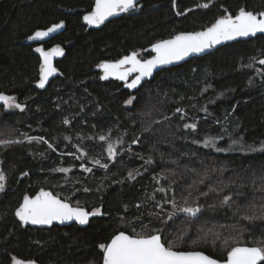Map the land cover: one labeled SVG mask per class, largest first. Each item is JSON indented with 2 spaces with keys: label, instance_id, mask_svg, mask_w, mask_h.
<instances>
[{
  "label": "trees",
  "instance_id": "obj_1",
  "mask_svg": "<svg viewBox=\"0 0 264 264\" xmlns=\"http://www.w3.org/2000/svg\"><path fill=\"white\" fill-rule=\"evenodd\" d=\"M205 2L176 0L173 6L172 0H144L135 11L112 19L101 28L88 30L82 16L92 10L94 0H0V93L16 97V102L24 105L23 110L0 106V139L7 138L2 135L6 133L18 139L26 134L42 136L55 144V151L47 150L46 144L27 141L0 148L3 161L0 166L7 177L6 189L0 192V264H13L14 258L36 264H102L100 244H107L119 231L131 234L133 227L137 233L142 230L137 223L122 224L121 217L132 221L144 212V225L160 227L146 215L152 208L150 203L145 202L141 212L134 205L144 199L146 191L151 192L152 176L169 170L178 173V184L186 189L198 178L191 169L200 174L206 168L223 169L222 174L217 171L206 184L198 185V190L208 192L209 183L214 186L220 181L235 183L223 193H209V198H201L200 203L218 204L221 194L235 193L237 205H259L260 193L254 192L252 180L264 174V152H218L193 141L222 136L216 142L218 148L225 147L229 137H242L246 144L256 147L264 142V80L257 74L264 70V65L259 64L264 59V35L226 44L205 56L165 68L137 91L126 89L116 80L103 81L100 72L94 70L102 62L116 61L132 51L148 58L152 53L146 50L153 43L179 32L202 30L223 16V9L233 15L241 7L254 12L264 10V0H215L207 9L198 7ZM178 11L186 14L178 16ZM60 21L66 22L65 30L45 46L59 42L66 48V55L57 62L58 76L47 90L38 91L33 84L39 78L40 58L36 46L25 45L23 41L36 30ZM253 57L255 62L251 60ZM249 63L254 66L249 68ZM249 79L253 80L251 85ZM130 96L136 98L131 106L124 103ZM205 106L207 113L202 110ZM177 107L186 111L187 119L181 121L178 115L172 116ZM165 117L169 119L165 121ZM65 119L70 123L64 124ZM191 122H197L196 132L178 127ZM149 125L151 131L141 135ZM109 129L113 130V139L127 131L124 147L140 136V143L132 145L131 151L145 157L150 154L156 163L144 171L141 159L124 154L110 166L107 175L105 170L94 167L91 158H101L106 146L98 139L82 137L98 138ZM77 143L89 153L83 161L66 155L76 152ZM185 152L189 155H182ZM59 153L64 154L63 165ZM173 160L178 164H172ZM102 162H107L106 158ZM81 163L91 165L93 173H86ZM67 165L72 168L70 173L53 171ZM136 168L142 171L136 180L116 182ZM25 172L27 176L22 175ZM41 188L51 189L76 206L79 202V206L90 210L102 208L104 215L91 219L86 227L23 228L14 210L23 196L33 195ZM98 188L101 190L97 191ZM193 194H197L195 189ZM231 215L228 208L209 210L185 241L177 243L182 250L225 258L227 249L221 240H216L215 245L211 237L206 243L200 240L196 229L206 222L225 225V229L216 230L222 231L230 244L253 246L254 240L264 239V221L238 222ZM184 219L181 214L174 225L169 222V240H175L177 230L184 227ZM233 236L235 240L231 239Z\"/></svg>",
  "mask_w": 264,
  "mask_h": 264
},
{
  "label": "snow or ice",
  "instance_id": "obj_2",
  "mask_svg": "<svg viewBox=\"0 0 264 264\" xmlns=\"http://www.w3.org/2000/svg\"><path fill=\"white\" fill-rule=\"evenodd\" d=\"M215 0H207V2L198 5V7L207 9ZM173 6L176 4V0H172ZM141 7L139 0H95V6L92 11L83 16V20L88 25L99 26L103 24L109 17L115 16L121 12L127 13ZM223 8V6H221ZM188 9L187 11H192ZM225 14L215 19L210 26H207L199 31L179 32L169 39H163L151 45V50L155 53L151 58H142L140 53L132 51L128 55H124L122 58L114 61H105L98 65L103 70L102 79H109L115 77L121 81L126 82V87L129 89H138L141 82L146 78H150L153 75L154 70L163 65H169L177 61L184 60L186 57L192 54L203 53L207 49H212L216 45L222 42L237 40L238 38L256 37L257 34H264V10L260 12H254L247 10L245 7L238 9L235 15L228 12L227 9H223ZM178 16L185 15L186 13L177 12ZM64 26V22L53 24L46 30H36L33 35L29 36L30 40H43L49 37L50 34L56 33L57 30ZM36 52L40 53L42 57V63L39 66V81L40 88H44L47 84L49 77L53 76L58 70L54 67L53 58L63 55V49L56 45L50 50H45L43 47H37ZM255 62V58H251ZM259 64L264 65V59L259 60ZM254 63H249L248 67L252 68ZM134 78L129 81V77ZM262 80H264V70L257 73ZM248 83H253L252 79H249ZM207 90V89H206ZM136 98L130 96L124 103L126 105H133ZM0 102H3L4 106L8 109H21L24 105L16 102V97L8 96L4 93H0ZM202 110L207 113V107H203ZM181 121L187 119L186 111L181 108H175L172 116H177ZM165 121L169 117L164 118ZM64 124H69L70 121L65 119ZM153 123H158L154 121ZM219 123V121H217ZM190 132L197 131V122L184 123L179 125ZM112 129H109L106 134L99 135L97 137H82V139H98L106 146L101 154V158H91L92 165L98 166L100 169L107 170L111 165L115 164L119 157L124 154H128L130 157L135 156L143 161L141 168L144 171L148 170V166H152L156 163V160L152 155L147 157L141 153H135L131 151V146L140 143V136H136L131 140L127 147H124V136H127V131H124L116 136L112 137ZM151 131V125L143 128L141 135ZM7 138L0 139V148H10L15 144H23L27 141L29 144L37 142L40 144H46L47 150L55 151V144L49 142L44 137H34L24 135L23 139L13 138L11 133L2 134ZM65 139L71 140V137H65ZM219 139H223L222 136H208L203 141H193V143H203L206 148H213L218 152L224 151H239L245 154L264 152V142L259 147L254 145H248L244 142L242 137L232 138L229 137L231 143L228 148H218L216 142ZM76 152H69L66 155L72 156L74 160L83 161L89 157L88 151L80 143L76 144ZM45 153H40L43 156ZM182 155L187 156L189 153L185 152ZM106 158L107 162L102 163L101 160ZM160 160H164L163 153L160 154ZM172 164H178V161H171ZM3 161H0V165ZM80 167L84 169L86 173H93L92 167H87L84 163L80 164ZM141 168H136L127 171L124 176L117 183H123L124 181H134L137 176L142 175ZM61 173H70L71 167H60L53 169ZM188 171V169H185ZM192 172L197 173L198 178L193 180L191 184L187 185L186 189L181 188L178 184V173L169 170L154 174L152 176L153 188L151 192L144 193V199L134 205L138 212L144 208L145 202L150 203L152 208L146 213L152 221L158 223L160 227L149 228L143 224L145 216L144 212H141L140 216L133 218L132 221H127L124 217H121V223H127L131 226L132 223L141 225V232L137 233L135 228H132L131 234L126 231H119L117 234L111 237L110 242L107 244H100L99 248L102 249V264H264V239L254 240L253 246L230 244L228 239H225L222 235V231L225 229V225H210L209 223L203 224L200 228L196 229L200 234L199 238L202 242H207L208 237L212 238V243L215 245L216 240H221L223 246L227 249L225 258L216 259L207 255L203 251L198 250H182L180 244L177 241L183 243L185 237L192 231L193 227L200 222L201 217L204 216L209 210L215 211L217 207L228 208L232 210L231 219L239 221L253 222L255 220L264 221V174L256 177L252 180L254 192L260 193L259 205H253L251 203L244 205L243 207L236 204L233 194H221L218 204H201L200 199L209 198V193H223L225 188H229L234 181H230L229 184H224L220 181L217 185L207 184L208 192L199 191L197 186L206 184V181L210 180L211 175L217 171L221 174L223 169L217 170L212 168L211 170L205 169L203 174H200L196 169H191ZM27 176L28 173H22ZM255 176V174H254ZM110 179V177H107ZM67 180V177H66ZM257 180H259V186H257ZM7 177L3 168L0 167V192H4L6 189ZM164 182L167 186L165 187ZM243 188L244 185H239ZM178 188L181 189L178 193ZM196 190L197 194H193V190ZM101 189L98 188L97 191ZM90 191V189H85ZM185 191L187 195H185ZM160 196L157 199V196ZM179 195V199L177 198ZM191 201V203H190ZM169 206L170 209L169 210ZM125 209L127 205L123 206ZM244 213V214H241ZM101 208H95L92 211L79 206H73L67 200L61 199L57 195H53L51 191H45L41 189L35 196L25 195L22 203L14 210V215L18 217L19 221L24 225H52L54 221H58L63 224L66 221H77L81 225L88 224L89 218L94 216L103 215ZM184 214V227L178 229V235L175 240L168 239L169 222L174 225L180 215ZM238 234L243 235L239 230ZM231 239L235 240L233 236ZM196 244V241H193ZM13 264H35V261H24L21 259H13Z\"/></svg>",
  "mask_w": 264,
  "mask_h": 264
},
{
  "label": "water",
  "instance_id": "obj_3",
  "mask_svg": "<svg viewBox=\"0 0 264 264\" xmlns=\"http://www.w3.org/2000/svg\"><path fill=\"white\" fill-rule=\"evenodd\" d=\"M144 0H139V4L140 3H142ZM94 6H95V0H94V5H93V8H92V10L94 9ZM91 10V11H92ZM136 10V9H135ZM135 10H133V11H135ZM90 12V11H89ZM89 12H87V13H85L84 15H86V14H88ZM130 12H132V11H130ZM130 12H127V13H130ZM127 13H124V12H121V13H119V14H117V15H115V16H112V17H109L103 24H101V25H99V26H96V25H88L87 24V22L86 21H84L83 20V16H82V23H83V25H85L86 27H87V29L89 30V29H98V28H101V27H103L107 22H109L110 20H112V19H116V18H119V17H121V16H123V15H125V14H127ZM61 22V21H60ZM59 22V23H60ZM64 22V26L61 28V29H59V30H57V32L56 33H53V34H50V36L49 37H46V38H44L43 40H30V39H28V37L27 38H25L24 39V41H23V44H25V45H28V46H31V45H35L36 46V48L37 47H43L46 51L47 50H50L52 47H54V46H56V45H59L62 49H63V55H61V56H56V57H54L53 58V64H54V67L58 70L53 76H51V77H49V80H48V82H47V84L45 85V87L44 88H40L39 87V85H38V81H39V78H38V80L33 84V86L38 90V91H45V90H47V88L49 87V85L52 83V81L58 76V74H59V69H58V67H57V62L58 61H60V60H62L64 57H65V55H66V48L61 44V43H59V42H54V43H52L50 46H45V44L47 43V42H49V41H51L53 38H55L57 35H59V34H61L64 30H65V28H66V22L65 21H63ZM53 25V24H52ZM51 25V26H52ZM50 27V26H49ZM48 28V27H47ZM47 28H45V29H38V30H46ZM34 34V32L31 34V35H33ZM30 35V36H31ZM258 35H264V34H257V36ZM171 38V37H170ZM250 38H252V37H248V38H238L237 40H232V41H226V42H222L221 44H219V45H216L214 48H212V49H207V50H205V52H203V53H198V54H192L191 56H189V57H186L184 60H181V61H177V62H174V63H172V64H169V65H163V66H160V67H158L156 70H154V72H153V75H152V77H150V78H146L144 81H142L141 82V85H139L138 86V89L145 83V82H147V81H149L150 79H152L155 75H156V73H158V72H160L161 70H163V69H165V68H172V67H175V66H179V65H181V64H183V63H185V62H187V61H189L190 59H192V58H194V57H202V56H205V55H207V54H209V53H211V52H214L216 49H218L219 47H221V46H223V45H226V44H230V43H234V42H237V41H240V40H248V39H250ZM169 39V38H168ZM147 52H150V53H152V55H155V53L151 50V46L149 47V48H147V50H146ZM36 54L38 55V57L40 58V64L42 63V57H41V55H40V53H38V52H36ZM151 55V56H152ZM151 56L150 57H148V58H151ZM108 62H114V61H108ZM103 63V62H102ZM100 65V64H99ZM40 66V65H39ZM94 70H96V71H99L100 72V78L103 76V70L101 69V68H99L98 67V65L94 68ZM134 76H135V74H133V76H130L129 77V81L128 82H130L131 81V79H133L134 78ZM101 80H103V81H109V80H116V81H119V82H121L122 84H124V87L126 88V89H128V90H131V91H137L138 89H129V88H127L126 87V82L125 81H121V80H119V79H117V78H115V77H110L109 79H107V80H105V79H102L101 78ZM5 94V93H4ZM5 95H7V94H5ZM0 105H3V102H0ZM41 189H44L45 191H51L52 193H53V195H56L51 189H46V188H41ZM41 189H39L35 194H33V195H31V194H26V195H29V196H35ZM58 196V195H57ZM24 197V196H23ZM60 197V196H59ZM61 198V197H60ZM61 199H63V198H61ZM22 200H23V198H22ZM65 200V199H64ZM69 202V201H68ZM21 203H22V201H21ZM69 203H71V202H69ZM72 204V203H71ZM73 205V204H72ZM74 207L76 206V205H73ZM82 207V206H81ZM84 208H86V207H84ZM86 209H88V208H86ZM89 211H92V210H90V209H88ZM101 210H102V208H101ZM102 213H103V210H102ZM104 215V214H103ZM99 216H102V215H99ZM95 217H97V216H94V217H90L89 218V222H88V224L90 223V221H91V219H93V218H95ZM15 218H16V220L21 224V226L23 227V228H27V227H29V228H35V229H50V228H52L53 226H59V227H67V226H71V225H77V226H79V227H86L88 224H85V225H81V224H79L77 221H75V220H73V221H66L65 223H63V224H61V223H59L58 221H54L53 222V224L52 225H31V224H28V225H24L22 222H20L19 221V219H18V217H16L15 216ZM117 234V233H116ZM130 234V233H129ZM110 242V241H109ZM108 242V243H109ZM241 246H243V245H241ZM247 246H251V245H247ZM207 254V253H206ZM207 255H209V254H207ZM210 256V255H209ZM212 257V256H211ZM214 258V257H213ZM217 259V258H216Z\"/></svg>",
  "mask_w": 264,
  "mask_h": 264
},
{
  "label": "rangeland",
  "instance_id": "obj_4",
  "mask_svg": "<svg viewBox=\"0 0 264 264\" xmlns=\"http://www.w3.org/2000/svg\"><path fill=\"white\" fill-rule=\"evenodd\" d=\"M8 96H9V95H8ZM0 106L5 107L4 104H3V105H0ZM5 108H6V107H5ZM6 109H7V110H15V109H8V108H6ZM221 140H222V139H219V140H217V141H221ZM230 143H231V141H230L229 143L225 144V147L223 146V148H225V149L228 148L229 145H230ZM76 151H77V149H76ZM59 155L62 157V159H61V163H60V164L63 165V164H64V163H63V161H64V159H63V158H64V154H60V153H59ZM97 158H100V157H97ZM101 162H102V160H101ZM102 163H103V162H102ZM86 165H88V164H86ZM0 167H1V166H0ZM62 167H66V168H67V167H69V165H67V166H62ZM87 167H92V166H91V165H88ZM158 196H159V195H158ZM35 264H36V263H35Z\"/></svg>",
  "mask_w": 264,
  "mask_h": 264
}]
</instances>
